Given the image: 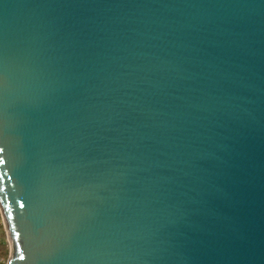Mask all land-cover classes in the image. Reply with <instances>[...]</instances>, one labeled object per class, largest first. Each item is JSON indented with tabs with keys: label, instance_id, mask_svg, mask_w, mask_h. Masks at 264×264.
I'll list each match as a JSON object with an SVG mask.
<instances>
[{
	"label": "water",
	"instance_id": "water-1",
	"mask_svg": "<svg viewBox=\"0 0 264 264\" xmlns=\"http://www.w3.org/2000/svg\"><path fill=\"white\" fill-rule=\"evenodd\" d=\"M8 264H264V0H0Z\"/></svg>",
	"mask_w": 264,
	"mask_h": 264
},
{
	"label": "rangeland",
	"instance_id": "rangeland-1",
	"mask_svg": "<svg viewBox=\"0 0 264 264\" xmlns=\"http://www.w3.org/2000/svg\"><path fill=\"white\" fill-rule=\"evenodd\" d=\"M0 255L4 261H8L10 248L7 245V234L0 214Z\"/></svg>",
	"mask_w": 264,
	"mask_h": 264
},
{
	"label": "built area",
	"instance_id": "built-area-1",
	"mask_svg": "<svg viewBox=\"0 0 264 264\" xmlns=\"http://www.w3.org/2000/svg\"><path fill=\"white\" fill-rule=\"evenodd\" d=\"M7 245H8V247L10 248V243H9L8 238H7ZM0 264H8V261H4V260L1 258V255H0Z\"/></svg>",
	"mask_w": 264,
	"mask_h": 264
}]
</instances>
